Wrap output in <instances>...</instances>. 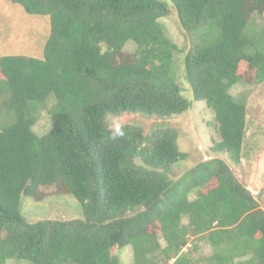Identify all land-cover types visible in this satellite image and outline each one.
<instances>
[{
	"label": "trees",
	"instance_id": "obj_1",
	"mask_svg": "<svg viewBox=\"0 0 264 264\" xmlns=\"http://www.w3.org/2000/svg\"><path fill=\"white\" fill-rule=\"evenodd\" d=\"M10 1L48 16L50 35L42 58L0 57V264H123L129 249L133 264H264V188L236 173L252 122L230 93L264 90V0H169L189 49L167 35L157 0ZM50 100L53 125L38 135ZM197 102L219 142L177 175L190 155L165 120ZM124 113L163 121L110 126ZM62 196L81 219L21 214L23 198Z\"/></svg>",
	"mask_w": 264,
	"mask_h": 264
},
{
	"label": "rangeland",
	"instance_id": "obj_2",
	"mask_svg": "<svg viewBox=\"0 0 264 264\" xmlns=\"http://www.w3.org/2000/svg\"><path fill=\"white\" fill-rule=\"evenodd\" d=\"M165 4L170 14L160 19L167 35L180 47L189 49L185 37L178 24L176 10L169 0H157ZM50 35V19L48 16H37L25 13L17 4L10 0H0V57L6 55H22L26 57L42 58L45 44ZM126 50L134 51V45L128 43ZM176 82L183 88V96L192 100L188 83L182 76ZM230 93L246 103L249 122H252L246 133L248 143L240 166L236 173L243 180L246 187L255 195H260L264 188V90L260 87H250L237 84ZM53 102L46 106L38 124L33 128L38 135L46 134L53 125L51 117ZM106 118V117H105ZM157 116L121 114L109 117V124L118 127L125 123L136 124L146 130L162 123ZM171 127L179 131V147L188 152L190 160L174 169L177 175L192 167L202 159L214 156L212 147L219 142L215 114L205 102L192 104V108L180 116H173L165 120ZM166 124V125H168ZM264 209V205H263ZM21 214L29 223L45 220H76L81 219V208L73 196L47 198L35 202L30 198L21 201ZM200 252L210 254L206 243H199ZM123 264H133V253L129 249L123 254ZM7 264H30L27 261L9 260Z\"/></svg>",
	"mask_w": 264,
	"mask_h": 264
}]
</instances>
